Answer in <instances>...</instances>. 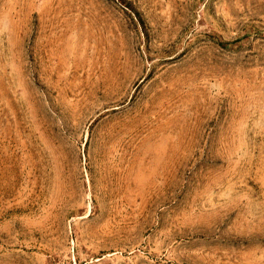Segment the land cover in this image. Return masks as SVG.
<instances>
[{
	"label": "rangeland",
	"instance_id": "1",
	"mask_svg": "<svg viewBox=\"0 0 264 264\" xmlns=\"http://www.w3.org/2000/svg\"><path fill=\"white\" fill-rule=\"evenodd\" d=\"M0 264H264V0H0Z\"/></svg>",
	"mask_w": 264,
	"mask_h": 264
}]
</instances>
